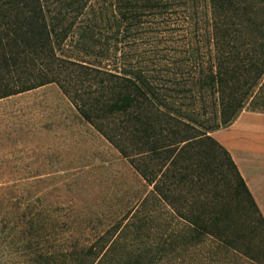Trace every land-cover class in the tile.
Masks as SVG:
<instances>
[{"label": "trees", "instance_id": "trees-1", "mask_svg": "<svg viewBox=\"0 0 264 264\" xmlns=\"http://www.w3.org/2000/svg\"><path fill=\"white\" fill-rule=\"evenodd\" d=\"M263 4L0 0V98L56 82L163 199L178 176H186L196 158L191 150L209 142L236 174L235 192L246 196L264 227L231 154L211 134L247 105L264 112ZM163 22L175 23L166 25L165 36H140L146 25ZM228 217L219 209L211 225L183 218L196 244L212 235L242 264H264L256 241L235 222L223 226Z\"/></svg>", "mask_w": 264, "mask_h": 264}, {"label": "rangeland", "instance_id": "rangeland-1", "mask_svg": "<svg viewBox=\"0 0 264 264\" xmlns=\"http://www.w3.org/2000/svg\"><path fill=\"white\" fill-rule=\"evenodd\" d=\"M168 22L140 36H165ZM191 153L163 199L56 82L1 97L0 264H242L212 235L196 244L183 217L211 225L226 209L223 226L235 222L258 250L264 227L221 151L207 142Z\"/></svg>", "mask_w": 264, "mask_h": 264}, {"label": "crops", "instance_id": "crops-1", "mask_svg": "<svg viewBox=\"0 0 264 264\" xmlns=\"http://www.w3.org/2000/svg\"><path fill=\"white\" fill-rule=\"evenodd\" d=\"M212 136L231 154L264 216V113L244 110Z\"/></svg>", "mask_w": 264, "mask_h": 264}]
</instances>
